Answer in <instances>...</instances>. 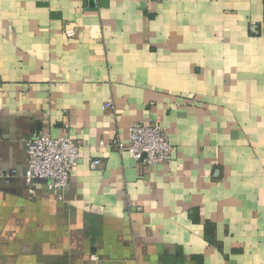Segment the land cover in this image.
Masks as SVG:
<instances>
[{"label": "crops", "instance_id": "1", "mask_svg": "<svg viewBox=\"0 0 264 264\" xmlns=\"http://www.w3.org/2000/svg\"><path fill=\"white\" fill-rule=\"evenodd\" d=\"M152 121L171 163L100 147ZM66 124L31 197L25 140ZM0 264H264V0H0Z\"/></svg>", "mask_w": 264, "mask_h": 264}, {"label": "built area", "instance_id": "2", "mask_svg": "<svg viewBox=\"0 0 264 264\" xmlns=\"http://www.w3.org/2000/svg\"><path fill=\"white\" fill-rule=\"evenodd\" d=\"M162 2L165 0H144ZM67 37L77 35V27L69 26L65 31ZM100 147H111L119 152H129L132 158L143 167H153L162 163L169 164L174 159V145L167 129L159 122L149 124L133 123L129 126V139L125 143L119 139L107 144L102 142ZM27 168L23 173L24 183L31 197H36L37 188L46 180V187L55 191L60 198L71 183V178L80 163V144L71 133L69 124L64 125L62 133L54 137L43 133L38 137L25 140ZM102 165L101 160L91 162L94 169ZM12 174H16L13 171ZM97 260L95 255L91 256Z\"/></svg>", "mask_w": 264, "mask_h": 264}, {"label": "water", "instance_id": "3", "mask_svg": "<svg viewBox=\"0 0 264 264\" xmlns=\"http://www.w3.org/2000/svg\"><path fill=\"white\" fill-rule=\"evenodd\" d=\"M43 182H45V183H46V182H48V181H46V180H43Z\"/></svg>", "mask_w": 264, "mask_h": 264}]
</instances>
